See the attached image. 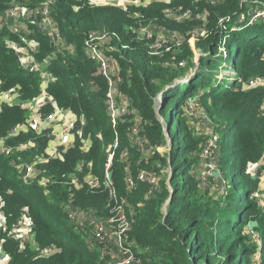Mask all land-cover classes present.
<instances>
[{
    "label": "trees",
    "instance_id": "1",
    "mask_svg": "<svg viewBox=\"0 0 264 264\" xmlns=\"http://www.w3.org/2000/svg\"><path fill=\"white\" fill-rule=\"evenodd\" d=\"M13 1L0 0V10ZM240 1L222 0L217 5H210L202 0H174L171 4L154 1L148 6H132L123 10L116 6H92L85 0H58L54 18L67 42L76 49L72 55L59 54L54 60L50 70L56 79L49 85L48 91L60 107L85 117V135L90 136L92 145L87 154L76 147L66 155L64 161H52L49 164L47 172L63 183L53 184L48 193L35 183H23L10 164V158L0 155V209L6 213L7 224L16 223L20 217L26 216L34 221L36 241L40 249H57L52 255H43L29 245L22 246L8 233L1 231L0 240L12 256L9 264H109L107 258L101 257L97 243L92 248L89 247V236H84L76 225L75 227L66 223L68 214L63 209L69 201V194L73 192L75 204L97 211L104 206L103 212L105 215L107 213V194L86 190L76 192L64 183L74 171L77 162L84 157L93 161L95 172L100 175L106 163L105 150L115 138V130L104 105L107 84L96 73L97 64L88 59L84 51L86 37L91 32L103 30L116 33L120 37V40L114 38L111 41L117 50L126 48L122 49L125 55L118 51L119 54L114 53L123 70L125 81L122 89L132 97L142 122L149 124L146 134L153 144H158L163 134L162 122L157 118L155 97L164 90L159 111L173 109L168 123L172 121L170 135L175 148L172 156L174 172L170 184L164 183L161 191L147 200L144 194L149 188L148 183H142L136 178L139 168L154 166L157 169L156 164L146 165L139 161V152L131 145L129 133L126 135L131 123L118 128L121 135V146L118 150L121 153L125 149L129 150L130 173L135 177L136 185L132 190L128 189L126 162L123 161L122 154L114 158L112 175L119 196L125 198L134 211L135 223L129 239L144 249L143 253H139L134 247L135 251L143 264H214L217 257L224 259V264H247V254L255 251L244 246L242 237L238 233L232 235L212 228L217 220L215 218L219 219L221 216L222 222L230 231L243 229L249 210L257 203L256 200H250V195L257 189L258 180L240 182L244 190L238 192L241 201L226 203L224 207L202 203L198 182L191 174L195 166L192 155H195L199 146L191 136L184 117V105L189 97L198 93L203 101L212 100V116L224 121L220 130L223 129L216 130L226 134L229 128L232 131L230 144L233 155L242 157L244 167L264 158V113L261 111L264 88L251 91L242 88L246 79L264 75V22L245 26L244 30L237 28L232 32L231 35L236 39L232 67L228 63L224 67L234 68L236 74L227 79L213 69L223 56L218 50V41L223 33L219 18L240 12ZM177 4H205L204 7L208 9L203 10H206L207 28L210 31L207 37H201L197 43L202 56L199 59V68L195 71L196 77L186 82L183 87L180 84H171L193 71L192 68L196 65L192 60L194 52L186 43L189 37L186 36L185 44L178 50V57L170 60L169 67H163V61L157 64L159 67H154L152 57L157 55L148 53L147 41L137 39V33L132 29L139 26L138 20L142 17V24L150 21L167 29L182 30L179 23L169 20L165 15L169 6ZM186 23L189 25H186L184 31L200 25L196 21ZM35 37L41 40L45 55L52 52L53 48L47 37L38 31ZM179 62L187 63V67H180ZM128 69L130 75L126 74ZM0 80L5 82L4 89H19L25 98L37 94L40 81L38 74L19 67L16 56L6 47L2 38ZM92 83L96 88L92 87ZM24 118V110L4 106L0 114V134H4L13 124ZM222 136L223 140L224 135ZM143 138L145 142V137ZM226 139L227 137L224 142ZM39 142L46 143V137H41ZM167 200L170 202L165 214L163 205ZM142 201L143 206L140 205ZM261 221L264 249V216Z\"/></svg>",
    "mask_w": 264,
    "mask_h": 264
},
{
    "label": "built area",
    "instance_id": "2",
    "mask_svg": "<svg viewBox=\"0 0 264 264\" xmlns=\"http://www.w3.org/2000/svg\"><path fill=\"white\" fill-rule=\"evenodd\" d=\"M152 1V0H151ZM165 1L171 4L174 0ZM210 5H217L222 0H202ZM58 0H14L6 8L0 11V38L4 40L6 47L16 56L19 67L40 77L39 92L33 97H24L19 89H0V114L4 106L18 107L25 111V118L13 124L7 132L0 134V155L12 159V165L16 157L20 161L15 163L17 176L23 183L37 184L45 191L56 183H63L57 177L49 174L45 167L52 161L65 160L68 153L78 147L82 153L90 151L92 140L85 135L86 119L83 115L62 108L58 105L53 95L48 91L49 85L56 77L50 70L58 55H72L76 47L69 44L63 36L58 22L54 18ZM92 6H116L128 10L132 6H148L147 0H85ZM240 12L235 15L219 18V25L223 31L218 41V49L223 55H228L226 48L229 34L237 28H243L264 22V1L241 0ZM206 10H200L199 5H174L169 6L167 13L173 15L176 20L196 21L200 23L193 27L190 37L200 39L207 37L210 33L207 28ZM232 23V24H231ZM139 26L132 27L142 41L148 43V53L151 55L161 54L160 45L166 50L174 49L182 45L186 36L176 30H169L163 25L155 22L142 24V17L138 20ZM36 31L48 38L52 52L45 55L42 52V42L35 37ZM120 37L116 33L106 30L94 31L84 41V51L91 61L97 64V74L102 77L107 90L104 97V105L110 118L115 138L106 148V163L101 174L95 172L94 163L86 157L77 162L74 171L66 178L65 184L74 190H86L92 193L107 194V213L103 221H98L95 213L80 206L71 207L67 211L71 222L78 225H88L91 230L89 247L94 243L99 246L101 257L107 258L109 264H143L139 254L134 249V242L130 241L129 234L135 223V215L132 206L125 198L119 196L115 181L113 179V161L116 151L121 146L120 125L129 127V140L136 150H143L144 138L139 131L142 118L133 106L132 99L123 92L124 76L119 58L113 53L117 48L111 41ZM127 47V46H124ZM123 57V56H122ZM184 67V62H179ZM257 77H260L256 79ZM252 78L258 83L264 84V75ZM93 84V83H92ZM93 88L96 86L93 84ZM161 102V95L155 97V105ZM264 105V104H263ZM203 129L207 132L208 140L202 146V157L207 161L211 171H218L219 166L213 155V148L219 142L220 136L212 121L203 117L201 120ZM48 135L50 144L43 149L38 147V136ZM130 152L123 150L122 158L128 164ZM30 158V159H29ZM260 163V162H259ZM258 162L253 168V176L258 180V187L252 197L256 201L264 202V165ZM127 169L126 182L128 189L132 190L139 181H148L156 185L157 178L144 177L142 171L138 172L137 178L131 175ZM74 201V200H70ZM141 205V203H140ZM132 208V209H131ZM7 216L0 209V231L7 229ZM34 221L23 216L15 223L8 234L19 241L21 245H29L43 255H52L56 248L48 247L40 249L36 241ZM261 247L256 254V261L260 264ZM12 259L11 253L7 251L0 240V264H9Z\"/></svg>",
    "mask_w": 264,
    "mask_h": 264
},
{
    "label": "rangeland",
    "instance_id": "3",
    "mask_svg": "<svg viewBox=\"0 0 264 264\" xmlns=\"http://www.w3.org/2000/svg\"><path fill=\"white\" fill-rule=\"evenodd\" d=\"M204 6L206 5L205 4L200 5L199 6L200 10H203V8L208 9L207 7ZM4 10H7V8L1 9L0 11H4ZM174 22L179 23L180 29L182 30L179 29H169V30H176L182 33L183 35H185V33L190 31L192 28L189 27L188 30L184 31L186 25L189 24L180 23L178 21H174ZM242 30H244V28H242ZM231 34H229V40L226 45L227 50L230 52L228 56L229 58H225L224 56H221L222 57L220 58L221 62H219L217 66L215 65L213 67L214 71H219V75H224L225 77H227V79H229L232 74H236L234 68L230 69L228 66L224 67L226 63H228L229 66L232 65L233 54L236 48V39ZM240 35H242L241 32ZM137 39H139V37ZM158 46H159L158 48L161 50V54L152 57L153 66L159 67L157 66V64L163 61L162 62L163 67L164 66L169 67L170 60H175L178 57V50H177L178 47H175L173 50L172 49L166 50L164 47H161L160 45ZM122 49H126V48H122ZM122 49L121 51L116 50L113 53L115 54L121 53V55L123 54L125 55V52H122L123 51ZM125 59H127V57H125ZM128 62L131 61L128 60ZM194 63H196V65L192 69H194L195 71L196 69L198 70L199 68L198 67L199 60H197V62ZM186 64L187 63H185L184 68L187 67ZM126 74L130 75V69L126 71ZM258 78L260 77H257L256 79ZM256 79L254 80L252 78L246 79L242 84V88L247 91L260 90V88H264V84L258 83ZM4 84L5 82L3 80H0V89L2 88L4 89ZM185 84L186 83L180 84V87H183ZM38 92H39V88H38ZM21 94L24 96L23 93ZM197 94H195L196 97L195 99L192 98L194 96L188 98L186 100L188 101L187 104L184 105V115H185L184 117L186 118L188 130L199 146L198 151L195 153V155H192V158L195 162V166L192 169L191 174L194 175L195 179L198 182V187L201 191L200 194L202 198V203H205V205L215 204L217 207H221L222 205L224 207L226 203H231L236 200L241 201L238 192H243L244 190H242L241 188L242 185L240 184V182L251 181L252 179H255L253 176V168L258 164L248 163L247 166L244 167L242 163V157L239 155H233V147L230 144L232 131L229 128V132H227V134L225 132H224L225 134L223 132L218 133L219 136L221 134V140L218 143H216V145L213 148V155L215 160L217 161L219 170L214 172L209 169L207 161L202 157L201 154L202 146L208 140L207 132L203 129L201 125V120L203 117L209 119L210 121H212L215 129L217 128L219 129V131L223 129L222 128L220 130L221 126L224 125V121H222L217 116H212V111L214 110V108L212 107L213 105L212 100H207V102H205ZM133 98L135 100L136 96ZM161 102H162V96H161ZM132 103H133V99H132ZM160 104L155 105L157 118H159V120L162 122V127H163V131H162L163 134L158 144H153L149 135L146 134L149 124L147 122H141L139 124L140 134L142 137H145V142H143L142 144L143 150L138 151L140 156L139 161L145 163L146 165L156 164L155 166L157 168L155 169V167L152 166L147 168H139L138 170V172L142 171L144 173L145 179H147L151 175L157 178L156 185H151L148 181L145 180L148 183V187H149L144 194V198L146 200L149 199L154 194L159 193L164 183L170 184L169 182L171 181L174 172V168H173L174 159H172V156H174L173 152L175 151V148L172 143V136L170 135V130H171L170 124L172 123V121L171 123H168L169 115L172 113L173 109L167 112H160L159 111ZM262 104H264V101ZM261 111L264 113V105H262ZM128 133L129 131H127L126 135H128ZM222 135H224V139L227 137L225 142L224 139L222 140L223 138ZM121 154L123 155V151L122 153L119 150L116 151V156L117 155L119 156ZM259 162L258 163L262 165V163H264V158L261 159ZM125 165L126 168H129V171L131 172L130 164L126 162ZM145 181H142V183ZM250 200H256V199L253 198L252 195H250ZM169 202L170 201L167 200V202H165L163 205V211L165 212V214L167 213ZM143 204L144 203L142 201L141 205L143 206ZM70 206L82 207L79 204H75L74 201L69 200L65 204V206H63V209L66 211V213L70 209ZM103 207L98 209L97 212L98 221L104 220L105 213L103 212ZM263 216H264V202L257 201L255 206H253V208L249 210V216L246 218V224L242 230L238 231L234 229L233 231H230L231 229L228 226H225L224 223L222 222L221 216H219V219L215 218L217 220L214 221V226L212 229L217 230L218 232H224L232 235L238 233V235H240L244 240V246L247 249H253L255 251V253L253 254L251 253L247 254L246 256L247 264H259L256 261V254L259 251V248L261 247L262 252H261L260 264H264V249H263V241H262L263 221H261ZM65 221L66 223H70L71 225L75 226V223L71 222L68 218H66ZM14 225L15 223H11V224L9 223L6 226L7 229L4 228L1 231L3 233H8V231L12 230ZM77 228H79L80 231L83 232L84 236L86 237L92 236L90 227L88 225H78ZM134 247H136L139 253H143L144 249L140 245L135 243ZM224 262H225L224 259H221V257H217V260L216 262H214V264H224Z\"/></svg>",
    "mask_w": 264,
    "mask_h": 264
},
{
    "label": "crops",
    "instance_id": "4",
    "mask_svg": "<svg viewBox=\"0 0 264 264\" xmlns=\"http://www.w3.org/2000/svg\"><path fill=\"white\" fill-rule=\"evenodd\" d=\"M154 1H156V0H147V3H152V2H154ZM162 3H165V4H168V2H165V1H162ZM169 8H167L166 10H165V15H166V17L169 19V20H171V21H178V20H176V18L173 16V15H170L169 13H167V10H168ZM170 16H172V17H170ZM178 22H180V23H186V22H182V21H178ZM193 29V28H192ZM191 29V30H192ZM191 30L190 31H188V32H186L185 33V36H188L189 38H188V40L186 41V43H188L189 44V46L191 47V49L193 50V52H194V57H193V62H197V60H199L200 59V57L202 56V52H201V50L198 48V46H197V43H198V39H196V38H194V37H190V32H191ZM183 44H185V42L183 43ZM182 44V45H183ZM182 45H180V46H177L178 48H177V50H180L181 49V46ZM128 47V46H127ZM173 50V49H172ZM219 50V49H218ZM219 53H220V51H219ZM229 51H228V55H223L222 53V55L225 57V58H228V56H229ZM230 69H233V68H230ZM190 98V97H189ZM192 98H196L195 96L194 97H192ZM188 102V101H187ZM41 137H46V143H40L39 142V139L41 138ZM50 140H51V138L48 136V135H41V136H38V138H37V141H38V147H39V149H43L44 147L46 148L49 144H50ZM20 157H16L15 158V160H14V165H12V159H10V164L12 165V167H13V169L16 171L17 170V167L15 166V163H17L18 161H20V159H19ZM30 159V158H29ZM262 165H264V163H262ZM48 167H49V165H47L46 167H45V169L48 171ZM257 180V179H256ZM50 190H48V191H46L47 193L49 192ZM77 191H79V190H76V192ZM70 197V198H69ZM68 198H69V200H75V196H74V193L73 192H71L70 194H69V196H68ZM87 210H90L91 212H93V213H95L96 214V216H97V210H95V209H93V208H88ZM107 212V211H106Z\"/></svg>",
    "mask_w": 264,
    "mask_h": 264
},
{
    "label": "water",
    "instance_id": "5",
    "mask_svg": "<svg viewBox=\"0 0 264 264\" xmlns=\"http://www.w3.org/2000/svg\"><path fill=\"white\" fill-rule=\"evenodd\" d=\"M196 71V70H195ZM195 71H190L189 73H187L184 77L176 79L171 85H177V84H182V83H186L189 80H191L192 78L196 77V73ZM164 94V90L160 93V95L162 96ZM170 201V200H169Z\"/></svg>",
    "mask_w": 264,
    "mask_h": 264
}]
</instances>
